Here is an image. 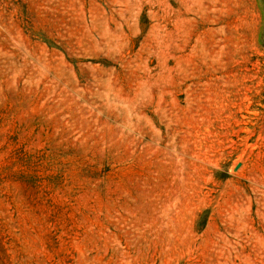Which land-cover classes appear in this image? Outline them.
<instances>
[{"label":"rangeland","instance_id":"rangeland-1","mask_svg":"<svg viewBox=\"0 0 264 264\" xmlns=\"http://www.w3.org/2000/svg\"><path fill=\"white\" fill-rule=\"evenodd\" d=\"M0 264H264V0H0Z\"/></svg>","mask_w":264,"mask_h":264}]
</instances>
